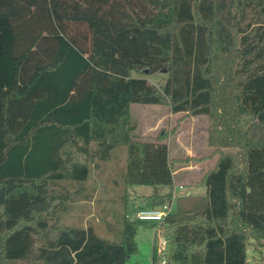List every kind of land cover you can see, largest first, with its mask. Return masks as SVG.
Here are the masks:
<instances>
[{
	"label": "trees",
	"instance_id": "1",
	"mask_svg": "<svg viewBox=\"0 0 264 264\" xmlns=\"http://www.w3.org/2000/svg\"><path fill=\"white\" fill-rule=\"evenodd\" d=\"M145 69L166 77L132 75ZM133 103L207 115L208 145L238 149L197 181L205 195L161 221L124 218L118 240L28 214L41 190L43 211L63 204V183L116 146L126 185L172 188L176 163L208 158H170L166 130L134 139ZM148 221L165 240L158 252L155 233L153 264H248L249 246L263 257L264 0H0V264H126Z\"/></svg>",
	"mask_w": 264,
	"mask_h": 264
},
{
	"label": "rangeland",
	"instance_id": "2",
	"mask_svg": "<svg viewBox=\"0 0 264 264\" xmlns=\"http://www.w3.org/2000/svg\"><path fill=\"white\" fill-rule=\"evenodd\" d=\"M135 77H144L151 82L161 84L166 73L155 72L146 73L142 70L132 72ZM130 126L131 136L138 140H156V136L162 130H166L165 141L168 145V154L170 158L184 157H203L208 156L204 162L200 163L203 168L201 174L213 167L215 159L223 152H231L235 154L238 149L235 147H223L214 149L208 145L207 141V115H184L182 112L172 113L168 105L165 104H143L133 103L130 106ZM156 115L160 116L158 121L154 120ZM189 149V150H187ZM126 160V151L124 146H116L110 150L108 157L103 159L95 158L94 165L91 164V172L89 178L82 183H63L68 197L63 204H59L61 198H57L52 202L49 212L43 211V202L46 191L41 190L35 195L34 203L30 204L28 214L32 217H53L57 216L59 223L63 225H82L92 224L100 235L106 233V229L110 227L113 236H105L109 240H118L121 236L123 219L136 220L137 204H142L145 201L141 192H157L159 185H126L123 183L121 173L124 169ZM196 160H191L193 162ZM203 161V160H200ZM188 162V163H189ZM180 166H185L184 163H176L173 166V172ZM191 171V170H189ZM188 170L182 169L175 174V180L179 182L187 181ZM198 170H196L197 172ZM191 176V175H189ZM195 178H190L189 183L184 186L194 184ZM193 182V183H190ZM59 187L53 190L58 195L62 192ZM78 189V190H77ZM168 189H170L168 187ZM179 189L176 188V191ZM189 190V189H188ZM187 191V190H185ZM184 190L179 193H183ZM184 194L176 195L172 199L171 205L173 210L176 209V203H181L185 200ZM83 196H87L85 202ZM60 197V196H58ZM62 197V196H61ZM30 200V199H29ZM89 201V202H88ZM65 205V206H64ZM64 206V208H62ZM153 231L151 227L141 225L138 227L136 242L137 252L133 254L128 263L135 264H151V235ZM249 264H264V255L261 258L259 254L254 253L252 246L247 249ZM264 253V250H263Z\"/></svg>",
	"mask_w": 264,
	"mask_h": 264
},
{
	"label": "crops",
	"instance_id": "3",
	"mask_svg": "<svg viewBox=\"0 0 264 264\" xmlns=\"http://www.w3.org/2000/svg\"><path fill=\"white\" fill-rule=\"evenodd\" d=\"M131 113V112H130ZM160 119V116L159 115H156L155 117H154V120H156V121H158ZM149 141H155L154 139L153 140H149ZM187 150H189V149H187ZM207 160V159H206ZM216 160V159H215ZM205 160H203V161H193V162H189L188 164H186L185 166H180L179 168H177L176 169V171L177 172H173V186H172V188L170 187V189H168V186H160V188H158V193H162V192H166V191H168V190H171L172 192H173V194H175L173 197H175L176 195H180V194H184L185 193V195H184V197H186L185 198V200L184 201H182L181 202V204H183V206L184 207H186L187 206V204L189 203L188 201H186V199L188 198V197H190V198H195V197H202V196H204L205 195V188L204 187H202V186H197L196 185V183H197V181H199V179L201 178V176L203 175V173L206 171H204L202 174H201V172L203 171V168H201L199 165H200V163H202V162H204ZM182 169H185V170H191V171H189L188 172V174H187V181L186 182H177L176 180H175V178H174V176H175V174H177L178 173V171H180V170H182ZM196 170H198L197 172H196ZM189 175H191V176H189ZM197 175V178L195 179V182H194V184H192V185H189V186H184L185 184H188L189 183V181L188 180H190V178L192 177V178H195V176ZM190 183H193V182H190ZM179 186H182V188L180 189V188H178ZM176 188H178L179 190L178 191H176ZM189 189V190H188ZM180 190H184V192L183 193H179L180 192ZM185 190H187V191H185ZM154 191H152V192H145V194H143L142 192H141V194L139 195V196H141V195H143L145 198V201H144V203H142V204H137V207H136V210L137 209H140V208H145V207H150V205H149V202H150V200H151V198H150V196L152 195V193H153ZM173 199V198H172ZM81 201H83V202H85V200H81ZM89 202V201H88ZM185 202V203H184ZM188 202V203H187ZM179 204V203H178ZM170 206H171V211H173V205H171L170 204ZM127 218V217H126ZM82 225L83 226H86V225H88V224H83L82 223ZM92 225V224H91ZM146 226L147 227H151V229H152V231H153V233H152V235H151V249H152V241H153V238H154V235H155V233L157 232V242H158V240H159V238L161 237V235H160V233L158 232V230H157V227H153L152 226V222L151 221H148L147 222V224H146ZM95 228V227H94ZM95 230H96V228H95ZM138 231V230H137ZM96 232H97V230H96ZM98 233V232H97ZM99 234V233H98ZM101 234H103V235H105V236H113L112 234H113V232H112V229L109 227L108 228V230L106 229V233H101ZM100 235V234H99ZM103 235H100V236H103ZM136 235H137V233H136ZM104 237V236H103ZM135 240H136V236H135ZM136 244H137V242H136ZM150 249V250H151ZM248 254V253H247ZM133 255V254H132ZM132 255H130L129 257H128V259H127V261H126V264H132L131 262L130 263H128L129 262V259H130V257L132 256ZM150 262H151V264H153L152 263V260H151V253H150ZM248 262H249V258H248ZM257 263V259L254 261V264H256ZM135 264H140V263H138V262H136ZM249 264V263H248Z\"/></svg>",
	"mask_w": 264,
	"mask_h": 264
},
{
	"label": "built area",
	"instance_id": "4",
	"mask_svg": "<svg viewBox=\"0 0 264 264\" xmlns=\"http://www.w3.org/2000/svg\"><path fill=\"white\" fill-rule=\"evenodd\" d=\"M178 188H182V186H179ZM182 191V190H180ZM175 194H173L174 196ZM171 211V206L170 204H163L158 207H145V208H140L136 211V219L137 220H157L161 221L163 217ZM165 245V240L160 237L158 242H157V250L158 252H161L162 249L164 248ZM158 264H166V261L164 258H160L158 261Z\"/></svg>",
	"mask_w": 264,
	"mask_h": 264
},
{
	"label": "water",
	"instance_id": "5",
	"mask_svg": "<svg viewBox=\"0 0 264 264\" xmlns=\"http://www.w3.org/2000/svg\"><path fill=\"white\" fill-rule=\"evenodd\" d=\"M144 72H146V73H147V72H148V70H147V69H145V70H144Z\"/></svg>",
	"mask_w": 264,
	"mask_h": 264
}]
</instances>
